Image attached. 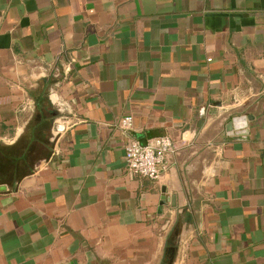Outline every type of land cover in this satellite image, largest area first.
Instances as JSON below:
<instances>
[{
    "label": "crops",
    "instance_id": "1",
    "mask_svg": "<svg viewBox=\"0 0 264 264\" xmlns=\"http://www.w3.org/2000/svg\"><path fill=\"white\" fill-rule=\"evenodd\" d=\"M0 264H264V0H0Z\"/></svg>",
    "mask_w": 264,
    "mask_h": 264
},
{
    "label": "built area",
    "instance_id": "2",
    "mask_svg": "<svg viewBox=\"0 0 264 264\" xmlns=\"http://www.w3.org/2000/svg\"><path fill=\"white\" fill-rule=\"evenodd\" d=\"M22 109H25L24 107ZM132 117H124L120 126L129 129ZM176 153L173 141L168 137L153 139L147 144L132 141L125 146V162L130 174L149 180H157L168 170V158Z\"/></svg>",
    "mask_w": 264,
    "mask_h": 264
},
{
    "label": "water",
    "instance_id": "3",
    "mask_svg": "<svg viewBox=\"0 0 264 264\" xmlns=\"http://www.w3.org/2000/svg\"><path fill=\"white\" fill-rule=\"evenodd\" d=\"M245 120H246V118H244V117L236 118V119L232 120L230 125L235 128L238 124H240L241 122H244Z\"/></svg>",
    "mask_w": 264,
    "mask_h": 264
}]
</instances>
